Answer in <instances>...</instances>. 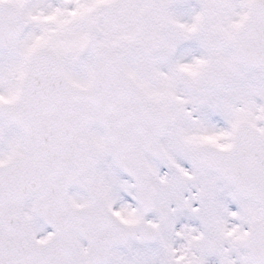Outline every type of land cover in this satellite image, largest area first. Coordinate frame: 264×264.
<instances>
[{
    "label": "snow or ice",
    "instance_id": "6c2138e0",
    "mask_svg": "<svg viewBox=\"0 0 264 264\" xmlns=\"http://www.w3.org/2000/svg\"><path fill=\"white\" fill-rule=\"evenodd\" d=\"M0 264H264V0H0Z\"/></svg>",
    "mask_w": 264,
    "mask_h": 264
}]
</instances>
